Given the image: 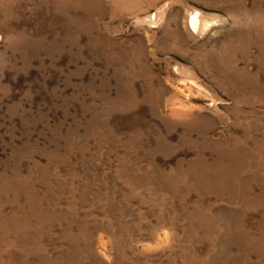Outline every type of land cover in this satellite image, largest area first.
Returning <instances> with one entry per match:
<instances>
[{"label": "rangeland", "instance_id": "1", "mask_svg": "<svg viewBox=\"0 0 264 264\" xmlns=\"http://www.w3.org/2000/svg\"><path fill=\"white\" fill-rule=\"evenodd\" d=\"M0 264H264V0H0Z\"/></svg>", "mask_w": 264, "mask_h": 264}, {"label": "bare ground", "instance_id": "2", "mask_svg": "<svg viewBox=\"0 0 264 264\" xmlns=\"http://www.w3.org/2000/svg\"><path fill=\"white\" fill-rule=\"evenodd\" d=\"M196 13H197V12H196ZM199 23H200V20H199V18H198V15H197V14H193V15L191 16V18H190V25H191L192 29L196 31L197 28L199 27V26H198ZM208 26H210V25H208ZM203 31H204V30H203Z\"/></svg>", "mask_w": 264, "mask_h": 264}]
</instances>
